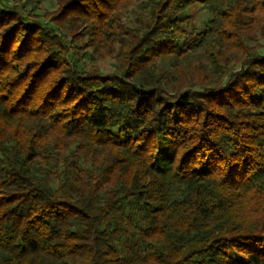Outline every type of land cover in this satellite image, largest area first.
<instances>
[{
  "label": "trees",
  "instance_id": "1",
  "mask_svg": "<svg viewBox=\"0 0 264 264\" xmlns=\"http://www.w3.org/2000/svg\"><path fill=\"white\" fill-rule=\"evenodd\" d=\"M51 1L0 0V264H264V0Z\"/></svg>",
  "mask_w": 264,
  "mask_h": 264
},
{
  "label": "rangeland",
  "instance_id": "2",
  "mask_svg": "<svg viewBox=\"0 0 264 264\" xmlns=\"http://www.w3.org/2000/svg\"><path fill=\"white\" fill-rule=\"evenodd\" d=\"M9 1H10L9 3L11 4V6H19V4L22 3L24 0H9ZM36 1L38 2L37 6L39 7L40 12L48 10L50 7H52V1L51 0H36ZM196 7H198V6H196ZM196 7H194V10L192 11L193 22L195 25L200 26L201 21L203 19H205L206 15L204 14V12L200 8H196ZM31 9H32L31 3L26 4V7L23 8L25 13H27V14L31 13ZM109 62H111V60L104 59V60H101V61L96 62V63H98L104 71H109V69H110V67L108 66Z\"/></svg>",
  "mask_w": 264,
  "mask_h": 264
}]
</instances>
